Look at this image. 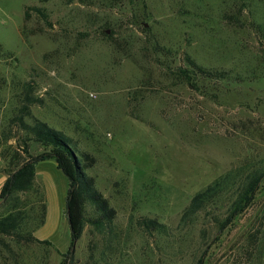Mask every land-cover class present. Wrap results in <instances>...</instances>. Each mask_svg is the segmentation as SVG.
I'll list each match as a JSON object with an SVG mask.
<instances>
[{
    "label": "rangeland",
    "instance_id": "374dc122",
    "mask_svg": "<svg viewBox=\"0 0 264 264\" xmlns=\"http://www.w3.org/2000/svg\"><path fill=\"white\" fill-rule=\"evenodd\" d=\"M28 6L50 23L26 20ZM0 44V191L26 148L46 150L13 121L31 82L33 115L97 158L88 173L117 211L112 233L87 223L68 264H264V179L223 230L234 197L180 224L215 179L264 167V0H0ZM186 55L228 77L178 79ZM36 170L49 219L34 234L57 246H0V264H60L69 249L68 178L53 159ZM140 217L171 233L145 232Z\"/></svg>",
    "mask_w": 264,
    "mask_h": 264
},
{
    "label": "trees",
    "instance_id": "16d2710c",
    "mask_svg": "<svg viewBox=\"0 0 264 264\" xmlns=\"http://www.w3.org/2000/svg\"><path fill=\"white\" fill-rule=\"evenodd\" d=\"M34 11L46 23H50L44 8L28 6L25 18L28 20ZM227 19L235 17L227 13ZM0 44V51L2 50ZM264 50V47L262 48ZM187 66L178 68L177 77L180 80L191 81L200 77L204 79H226L228 72L207 68L199 64L190 55H186ZM22 99L13 121L27 133L25 142L30 140L41 143L46 150L39 155L31 156L27 148L29 159L13 164L9 170L10 176L5 180L0 191V246L11 253H15V246L23 247L32 243L52 244L47 239H39L35 231L45 225L48 216V204L45 189L37 183L36 164L53 159L57 167L65 174L69 181L67 192V216L71 230L69 249L62 253L60 264H68L75 254L78 241L85 232L87 223H91L101 233H112V225L116 218V209L110 200L98 189L96 178L88 173L97 162V158L90 152H79L73 139L61 130L51 127L47 122L35 117L32 106L42 103V99L33 95V84ZM33 118L27 122L26 118ZM264 179V167L254 168L249 172L243 169H233L221 175L204 189L195 193L189 204L183 210L180 224L188 226L196 220L199 213L216 204L222 197H234L225 211V218H218L220 231L226 225L245 212L254 202ZM94 211V216H88L87 207ZM139 228L147 233L160 232L170 234L167 224L156 218L140 217L137 220ZM15 245V246H14ZM14 264H21L15 261ZM84 264H102L91 254ZM196 264H204L201 256Z\"/></svg>",
    "mask_w": 264,
    "mask_h": 264
},
{
    "label": "crops",
    "instance_id": "0c3cea01",
    "mask_svg": "<svg viewBox=\"0 0 264 264\" xmlns=\"http://www.w3.org/2000/svg\"><path fill=\"white\" fill-rule=\"evenodd\" d=\"M42 162V161H41ZM56 166H57V163H56ZM58 168V167H57ZM59 169V168H58ZM48 213H49V210H48ZM48 219H49V215L47 216V221H46V223H45V225H43L42 227H45L47 224H48ZM40 231V230H39ZM71 231V230H70ZM40 235V234H39ZM42 238H46V235H42L41 236ZM51 237H48L47 239H49L50 241H52L56 246H57V244L52 240V239H50ZM70 243H71V241H70Z\"/></svg>",
    "mask_w": 264,
    "mask_h": 264
}]
</instances>
